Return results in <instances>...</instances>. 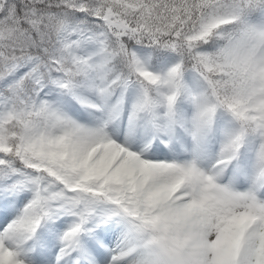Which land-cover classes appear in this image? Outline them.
Returning a JSON list of instances; mask_svg holds the SVG:
<instances>
[{"label":"snow or ice","instance_id":"6c2138e0","mask_svg":"<svg viewBox=\"0 0 264 264\" xmlns=\"http://www.w3.org/2000/svg\"><path fill=\"white\" fill-rule=\"evenodd\" d=\"M0 264H264V0H0Z\"/></svg>","mask_w":264,"mask_h":264}]
</instances>
